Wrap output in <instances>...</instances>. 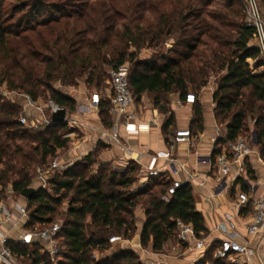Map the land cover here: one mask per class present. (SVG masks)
I'll list each match as a JSON object with an SVG mask.
<instances>
[{
  "label": "trees",
  "instance_id": "1",
  "mask_svg": "<svg viewBox=\"0 0 264 264\" xmlns=\"http://www.w3.org/2000/svg\"><path fill=\"white\" fill-rule=\"evenodd\" d=\"M17 1L19 4L17 12L26 9L27 11L23 17L11 24H7L9 20L2 19L0 15V54L11 44L24 41L32 45L30 34L33 33L37 37L39 34L36 32L35 21L43 27L48 26L46 19L41 21L37 19L45 10L62 13V9L54 5L55 3H48L45 0ZM261 2L264 4V0ZM210 3L211 0H205L206 5ZM175 15L171 12L163 13L156 23V30L149 32L151 36L149 44L147 46L139 44L140 49L143 47L152 49L158 47V44L154 45L157 39L161 44L173 41L174 44L167 49L169 52L154 53L147 60L135 62L129 70L134 100H140L145 92L156 93L155 105L163 112L169 111L165 101L169 93L189 92L187 82L196 89H201L208 83V76L213 68L210 61L212 51L215 50H212L211 23L207 20L206 26L202 29L190 22L191 18H199L201 15H194L193 11L184 13L182 10L177 11V16ZM62 16H65L64 13ZM208 16L212 17L209 13ZM19 22H25L26 27L19 26ZM50 22H59V20L53 17ZM255 36L254 28L245 23L238 25L234 39L227 41L231 45L228 56L225 58L222 55L217 56V59L221 60L219 68L226 73L214 94V102L216 118L218 122L227 125L229 140H235L250 130L248 117L254 120L252 130L256 135L255 142L264 159V70L256 71L264 63L260 58L258 47L251 43ZM107 43L108 38L89 39L86 45L90 48L87 50L89 52L73 57L59 54L58 60L52 57L46 60L45 84L46 88L50 89V99L55 104L71 112L77 107V100L73 96L51 85L50 82L54 79L56 71L60 73L64 84L69 86L78 85L79 78L86 76L88 72L86 79L88 86H100L102 68L100 69L94 60L102 57V48ZM218 44L225 46L226 41L221 38ZM201 46L204 47L203 50L200 49ZM6 50L8 54L10 52L11 59L17 61L19 53L10 47ZM91 51H96L98 56ZM197 51L203 52L199 55ZM204 53L208 55L206 61H204ZM30 55L37 56L38 53L32 51ZM131 56L133 54L128 55L126 52H121L111 60L103 56L101 63L108 64L110 68H117L125 64ZM248 59L255 61L254 69H251ZM21 73L26 76L23 77V84L18 85L17 88L25 89L36 100L39 94L25 86L33 87V83L37 85L43 81L36 80L32 72H28L25 68L21 69ZM5 80L1 78L0 85ZM100 110L103 122L110 127L112 123L107 101L101 103ZM19 115V106L4 102L0 97V187H5L6 181L10 179L9 174L16 172L18 164L12 158L16 151L9 153L11 149L7 140L10 132L16 137L19 134L21 138L27 134L18 120ZM172 119L173 115L170 117V122ZM196 123L197 128H203V115L199 106ZM66 127V123L52 122L47 129L39 130L34 155L29 157L24 155L23 159L45 166L49 158L57 155L59 149L69 145L70 133L64 131ZM97 163L98 167L95 170L93 168ZM140 171V166L134 161L129 162L125 167H114L109 162H100L97 151L95 154L89 153L82 162L75 163L65 171H55L46 188L39 186L37 192L29 199L23 196L25 198L23 203L27 205L29 214L26 228L40 230L54 224L62 206L66 203L65 219L58 235L65 250L56 262L48 252L43 253V246L39 241L27 244L10 241L13 251L23 264H141L136 253L128 249L102 259L92 257L95 250L109 247L111 235L123 234L128 237L130 232L135 231L136 209L139 206L143 207L146 215L140 238L143 247L151 246L153 250L161 251L165 244L177 235L178 219L192 224L199 236L206 232L205 219L203 214L196 210L190 183L182 184L173 197L166 200L164 197L173 180L151 176L144 186L135 188ZM18 172L21 176L13 181V190L16 194L22 195L26 188L33 186L24 162ZM3 189L0 188V201L3 199ZM210 256L211 252H208L196 264H205L207 257ZM215 262L220 261L215 260Z\"/></svg>",
  "mask_w": 264,
  "mask_h": 264
},
{
  "label": "rangeland",
  "instance_id": "2",
  "mask_svg": "<svg viewBox=\"0 0 264 264\" xmlns=\"http://www.w3.org/2000/svg\"><path fill=\"white\" fill-rule=\"evenodd\" d=\"M48 3H55L57 7L61 8L62 13L65 16H62V13L51 12L49 9L45 10L40 14V19H46L48 26L43 27L41 24H38L35 21L36 32H38V37L35 34H30V40H32V45H28L24 41L11 44L7 46L16 50L18 54L17 61L11 59V54L6 52L5 49L2 54H0V79H6L3 84L0 85V97L3 98L4 102L14 103L16 106H19V114L24 111L25 105V95L32 97L24 89L17 88L18 85L23 84V77L26 74L21 73V69L25 68L28 72H32L33 77L40 79L41 84L33 83V87L29 85L25 86L27 89H34V91L39 94L36 99V105L33 107L34 115L43 116V118L50 120L51 110L54 106H58L50 99V89L46 88L45 81V69H46V60L49 58L57 59L59 54L63 56L73 57L74 55H81L83 53L89 52L90 48L86 45L88 40L103 39L108 38V43L102 48V57L100 59L94 60L95 64L99 65L100 69L102 68V80L100 86L92 85L88 86L86 83V76L79 78L78 85L69 86L64 84L62 78H60L59 72H54V79L50 82L55 89L62 91L63 93L70 96H77L80 94V85L86 84L90 92L95 90L105 91L109 88V79L108 71L110 66L102 65L101 59L105 56L108 60L114 59L119 56L121 52H126L128 55L133 54L129 57L125 63L128 66V70H131L137 61H144L149 59L154 53H167L168 48L174 44L173 41H168V46L163 43H160V40L157 39L154 43L158 44V47H153L149 49L143 47L140 49L139 44L147 46L150 42L151 36L150 31L156 30V23L161 19L163 13H175L177 16V11L182 10L184 13H190L193 11L194 15H201L199 18H191L190 22H193L192 25L195 27H201L202 29L206 26L208 20L212 25V72L208 76V81L212 80L213 84H216V87H219L221 78L226 73L225 70L219 68L220 58L217 59V56L222 55L224 58L228 56L229 49L231 45L227 41H232L235 37L236 27L242 23H245V13L244 7L241 0H211L210 5L205 4V0H45ZM260 5L264 10V4L260 0ZM189 6V7H188ZM17 0H0V15L4 20H9L6 23L11 24L15 23L17 19L23 17L24 13L27 11H19ZM58 8V9H59ZM208 13L212 17L208 16ZM192 14V13H191ZM56 17L59 22H50V19ZM26 27V23L19 22L18 24ZM49 27V28H47ZM226 41V45H219L218 42ZM253 42V41H252ZM251 42V43H252ZM78 51H72V50ZM163 49L164 51H159ZM204 49L203 46L200 48ZM156 50V51H154ZM32 51L38 53L37 56L30 55ZM6 52V53H5ZM94 55L97 54L96 51H91ZM199 55L203 51H197ZM72 53V54H70ZM220 53V54H218ZM205 54V53H204ZM131 58H133L131 60ZM201 60V57H199ZM208 58L207 53L205 54L204 61ZM45 59V60H44ZM198 60V58H196ZM203 59V58H202ZM251 69L255 68V61L248 59ZM17 64V66H15ZM264 67L258 68L256 71H263ZM100 71V70H98ZM201 89H196L194 86L191 88V92L198 94ZM41 110V111H40ZM75 112L79 114L80 108L77 107ZM74 112V113H75ZM73 112L67 109V127L64 131H68L70 137L69 145L64 149H59L57 155L63 161H70V166L72 167L75 163L82 162L85 159L83 156L81 159L70 157L71 142L79 139L82 136V133L79 129L80 124H77L73 119ZM19 115V117H20ZM78 121V120H77ZM254 120L248 117V125L250 130L247 133H244L243 137L247 138L252 136V124ZM52 123H46L39 128L34 130L30 127L23 125V131H26L27 134L24 138L16 137L13 135V132H10V137L7 142L10 146L11 152H15L12 155L13 160L18 162L16 167V172L9 174V180L6 181L5 187H0L3 189V199L6 203L11 202H24L25 198L22 195L16 194L13 190V181L18 179L21 174L18 172L21 168L23 162L26 164L27 172L30 173L31 186L39 188V179L37 178L38 169L46 168L49 169L53 158H49L45 166H39L38 163H30L28 160L23 159L24 155L29 157L34 155V147L37 145V134L39 130L47 129L48 126ZM53 128H51V131ZM61 131V130H60ZM63 131V130H62ZM22 132V131H21ZM74 132L73 136L71 133ZM23 133V132H22ZM21 133V134H22ZM21 149V151L19 150ZM56 155V156H57ZM3 166H1L2 168ZM98 163L95 164L93 169H97ZM54 171L49 173V177L54 176ZM67 204L65 203L61 212L57 216L56 222L63 223L65 219V211ZM15 231L16 235L18 233L17 229ZM117 236L118 234H114ZM112 236V235H111ZM119 236V235H118ZM139 233L137 227L135 231L129 233L128 237H125L123 234L120 235L121 239L109 244L107 249H98L93 252L92 257L95 259H102L116 252H119L124 249L132 250L136 253L138 261L141 264H187V260H191L190 249L188 245L184 244L179 240L178 235L173 237L168 241L161 251H155L151 246L148 247H136L134 243L138 239ZM129 240V241H128ZM127 241V242H126ZM44 253V251H43ZM210 254V253H209ZM212 256V254H211ZM207 257V260L211 259ZM199 261V260H198ZM192 262V261H191ZM192 264V263H190ZM196 264V262L194 263Z\"/></svg>",
  "mask_w": 264,
  "mask_h": 264
},
{
  "label": "crops",
  "instance_id": "3",
  "mask_svg": "<svg viewBox=\"0 0 264 264\" xmlns=\"http://www.w3.org/2000/svg\"><path fill=\"white\" fill-rule=\"evenodd\" d=\"M255 45V40H252ZM168 46V43L166 44ZM172 46V45H171ZM188 91L191 92L193 85L187 82ZM80 94L73 96L80 108L79 114L73 112V119L80 124L82 136L71 142V159H81L83 156L96 151L100 162H109L114 167H125L129 162H136L140 168L139 181L135 188L144 186L149 177L158 176L172 180H180L190 183L193 188L196 210L201 212L205 219L206 232L202 233L207 245L212 249L201 251L191 248V260L187 264H194L202 259L204 253L211 252L212 260L205 264H217L213 257V249L221 240L229 234L223 216L229 215L237 226V233L241 240L248 241L253 253L240 258L239 264H264V241L257 236L248 237L246 225L249 222L246 209H238L214 195L219 181V170L215 164L206 161L203 157L213 156L219 152L229 150V146L235 140H229L228 128L224 123L218 122L215 115L214 94L217 90L216 84L209 80L196 94L197 102L194 104L179 103L185 101L186 92L181 91L169 93L165 101L169 106L168 112L161 111L155 105L156 93L145 92L140 100H135L131 112L133 117L130 123L135 126V131L128 130L123 119H117L111 115L112 125H105L102 120L100 109L90 108V91L86 84L80 85ZM108 88L105 90L107 91ZM105 91H102L104 94ZM198 106L203 115V128L196 127ZM173 119L170 122V117ZM119 120V121H118ZM117 128L120 134V143L111 141L110 135ZM190 129L192 136L184 142H176L177 130ZM75 134L71 133V136ZM252 152L246 156L242 164L234 165L229 175V186L224 191L228 198H235L240 192L245 191L252 195L264 193L263 187L258 182L264 177V159L261 156L260 148L256 144L254 131L249 137ZM171 158L179 165L178 173H172L169 167ZM199 157H202L200 159ZM193 175L192 181L188 180ZM41 187V181H39ZM256 189V190H255ZM146 220L143 207L136 209V227L139 233L134 243L141 247V232ZM17 229L18 233L15 234ZM26 223L22 222L13 226L11 223H3L0 232L4 233L9 241L19 239L26 231ZM129 241V240H128ZM127 242V241H126ZM43 249V248H42ZM203 256V257H202ZM192 261V262H191Z\"/></svg>",
  "mask_w": 264,
  "mask_h": 264
},
{
  "label": "built area",
  "instance_id": "4",
  "mask_svg": "<svg viewBox=\"0 0 264 264\" xmlns=\"http://www.w3.org/2000/svg\"><path fill=\"white\" fill-rule=\"evenodd\" d=\"M241 1L244 7L245 24L256 30V36L253 40H255V45L260 52V58L264 63V10L260 5V0ZM262 67H264V65ZM108 79L110 86L104 94L100 90L90 92V108L100 109L101 103L107 101L109 104V112L117 119H123V123L128 130L135 131V126L130 123V119L133 117L131 107L135 100L130 87L128 66L123 64L117 68H110L108 71ZM178 102L194 104L197 102V96L194 92H188L185 101L179 100ZM35 105L36 100L25 95L24 111L18 119L19 122L32 129L39 128L44 122L52 123V118L48 120L43 118V116L34 115L33 107ZM59 107L60 106H54L51 110V114ZM191 136L192 133L190 129H180L176 131L175 141L184 142L190 139ZM110 138L112 142L120 143V134L117 128L112 131ZM251 152L252 148L250 141L243 136H239L230 144L229 150L222 151L215 156L210 155L203 158L215 164L219 170V181L214 195L221 198L223 203H227L238 209H246L249 218V222L246 225L247 236H257L261 241H264V193L251 196L248 192L242 191L235 198H228L224 194V191L229 186L228 178L232 173L233 166L242 164L245 157L250 155ZM166 157L169 159V167L172 173H178L180 170L179 165L171 158L170 154H167ZM199 158L202 159V157ZM70 163V161H63L60 156L57 155L53 158L49 165V169L40 167L38 169L37 178L41 181V187H47V183L50 179L49 173L51 171H65L69 168ZM193 179L194 176L189 175L188 180L192 181ZM182 184L183 182L180 180H173L164 198L169 200L173 197L176 190ZM258 185L262 186L264 190V177L258 182ZM28 219V208L25 203H6L5 201H0V226L7 222L16 226L22 222L27 223ZM223 220L227 225L229 235L223 238L219 245L214 247L213 257L215 260L220 261L217 264H239L240 258L252 254L253 249L247 240H241L240 235H238L236 231L237 226L231 216L226 214L223 216ZM176 226L179 240L184 244L204 252L212 249V245H207L203 234L199 236L192 224L178 219L176 221ZM61 228L62 223L55 222L40 230L26 229L20 238L14 240V242L27 244L39 241L43 246L42 250L48 252L56 262L65 250V247L60 243L58 238ZM120 239V236L114 235L111 236L109 240L111 243H114ZM9 242L7 236L0 232V264H23L13 251ZM203 256H205V253Z\"/></svg>",
  "mask_w": 264,
  "mask_h": 264
},
{
  "label": "water",
  "instance_id": "5",
  "mask_svg": "<svg viewBox=\"0 0 264 264\" xmlns=\"http://www.w3.org/2000/svg\"><path fill=\"white\" fill-rule=\"evenodd\" d=\"M52 121L54 123H66L67 122V109L59 107L51 114ZM37 192V188L28 187L22 192V196L29 199Z\"/></svg>",
  "mask_w": 264,
  "mask_h": 264
}]
</instances>
